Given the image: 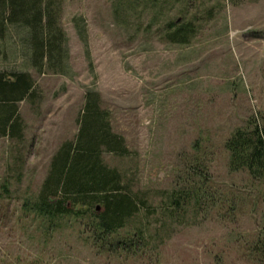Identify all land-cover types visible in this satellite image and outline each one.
<instances>
[{
    "label": "rangeland",
    "instance_id": "374dc122",
    "mask_svg": "<svg viewBox=\"0 0 264 264\" xmlns=\"http://www.w3.org/2000/svg\"><path fill=\"white\" fill-rule=\"evenodd\" d=\"M54 1L65 75L31 67L22 26L0 43V71L30 73L36 90L17 107L22 140L0 136V264H260L247 245L264 232V180L230 171L224 142L250 117H264V0ZM169 24L190 26L186 44L165 39ZM87 90L100 95L131 152L104 154V163L154 208L194 146L208 166L210 197L196 218L188 213L186 225L162 230L158 213L140 212L127 225L148 235L137 252L100 251L72 220L46 229L21 212L61 144L77 137Z\"/></svg>",
    "mask_w": 264,
    "mask_h": 264
},
{
    "label": "trees",
    "instance_id": "16d2710c",
    "mask_svg": "<svg viewBox=\"0 0 264 264\" xmlns=\"http://www.w3.org/2000/svg\"><path fill=\"white\" fill-rule=\"evenodd\" d=\"M229 1L238 4L245 0ZM59 12L60 5L54 0H0V43L10 26H22L29 32L31 67L39 73L65 75L68 51ZM168 27L165 39L169 43L188 42L190 26ZM35 92L30 73L0 71V136L22 140L17 107L34 98ZM78 123L77 137L62 143L53 155L36 197L25 199L21 205V212L39 218L46 229L62 228L72 220L91 246L100 251L137 252L150 244L141 226L127 229L140 212L147 217L158 213L162 220L159 229L165 230L186 225L187 214L196 218L205 199L209 200L208 166L199 161L196 146L176 183L159 192L161 200L154 208L146 197L131 192L130 183L121 173L104 163V154L121 158L131 152L125 140L113 132L110 113L101 107L100 95L94 90L85 92ZM224 148L229 154L230 171H245L253 183L264 180L263 116L254 115L244 126L235 128ZM2 191L9 194L6 183ZM247 249L264 264V232H258Z\"/></svg>",
    "mask_w": 264,
    "mask_h": 264
}]
</instances>
